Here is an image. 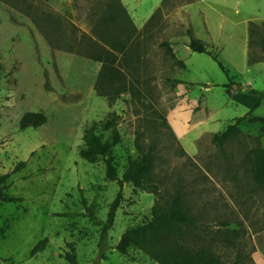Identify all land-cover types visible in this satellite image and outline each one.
<instances>
[{"label": "rangeland", "instance_id": "rangeland-1", "mask_svg": "<svg viewBox=\"0 0 264 264\" xmlns=\"http://www.w3.org/2000/svg\"><path fill=\"white\" fill-rule=\"evenodd\" d=\"M162 1L135 0L134 18H110L104 0L87 17L77 0H0V172L26 162L0 184L5 195L22 199L1 203L0 264H71L70 243L79 264H160L142 249L124 254L117 245L175 196L190 219L183 230L188 249H206L222 264H264V182L255 170L264 153L261 125L246 120L224 146L214 141L241 117H264V62L249 63V54L264 56V32H254L248 48L246 22L264 18V0H242L238 13L225 11L222 0ZM46 30L67 51L54 47ZM207 30L209 53L188 54L192 40L207 41ZM95 42L126 45L125 53L112 47L131 82L116 100L96 89L103 64L83 53L100 49ZM249 94L260 97L253 110L241 102ZM27 112H43L48 121L22 130ZM208 114L219 122H204ZM94 123L104 139L118 138L120 178L131 161L152 152L153 189L121 187L107 177L103 158H83ZM118 196L101 246L103 225L88 216L84 199L106 222ZM44 239L47 246L33 256Z\"/></svg>", "mask_w": 264, "mask_h": 264}, {"label": "trees", "instance_id": "trees-1", "mask_svg": "<svg viewBox=\"0 0 264 264\" xmlns=\"http://www.w3.org/2000/svg\"><path fill=\"white\" fill-rule=\"evenodd\" d=\"M106 7L109 11L108 14H112L110 18L115 15L125 13L128 17V12L122 5L120 0H104ZM165 0L163 1V3ZM260 26L257 22H250L249 26V48L256 41L253 38L254 32L258 31ZM51 44L61 50L67 49L64 46L56 44L53 41L51 34L46 30L43 31ZM100 49L95 52H83L87 57L92 58L98 62H102L103 66L96 84V89L101 96H108L112 100H116L122 93L131 91V82L128 81L126 74L120 70L123 67V63L120 59L118 61L115 58L114 50L125 53L126 45L118 42L117 44L109 46L110 49L103 47L95 42ZM264 47V40L260 42ZM191 49L195 52L209 53L208 48L195 40H192L189 44ZM125 49V50H124ZM82 53V54H83ZM217 58V57H216ZM264 61V56L253 57L249 54V63H256ZM221 64V63H220ZM224 68V66L221 64ZM0 69L2 65L0 64ZM248 120L250 123H259L261 125V131L264 135V117H241L236 120L234 124H230L223 133H218L214 137V141L219 146H224L225 143L231 139V137L241 130L239 126ZM48 121V117L43 112H27L24 114L20 121V128L25 130L27 128H38L44 125ZM84 141L86 148L82 151L83 158L96 161L98 158H103L106 164L107 177L112 181H117L121 187L126 183L133 184L136 188L140 189H153L150 173L153 167V154L151 151L146 153L142 158L133 160L129 163L123 176L120 178L117 167L115 165L114 149L118 144V138L104 139V137L98 132V124L94 123L90 128L85 131ZM138 148H141L140 140L137 141ZM26 166V162H20L16 169L9 174H1L0 172V184H5L12 174L21 170ZM257 181L264 182V153L258 155L255 163ZM22 199L19 197H13L5 195L0 189V206L2 202L11 203L18 202ZM120 196H118L112 203L108 219L106 222H101L97 219L96 214L88 206L86 199L84 204L86 206L88 216L97 224L103 225V233L101 237L100 245L103 246L108 239L109 232L113 228L116 214L120 206ZM190 219L187 212L184 210L182 204V198L179 196L173 197L172 201L168 204L158 203L152 209V217L147 221L129 227L122 235L117 249L126 254L131 247L142 249L149 256L160 264H222L214 253L206 250L199 249L197 251H191L188 249L185 243L183 230L189 225ZM48 239H44L38 243L32 250L34 256L38 252L45 249ZM72 247V252L66 254V259L71 264H79L75 253L73 243L69 244Z\"/></svg>", "mask_w": 264, "mask_h": 264}, {"label": "crops", "instance_id": "crops-1", "mask_svg": "<svg viewBox=\"0 0 264 264\" xmlns=\"http://www.w3.org/2000/svg\"><path fill=\"white\" fill-rule=\"evenodd\" d=\"M71 1V0H69ZM74 1V0H73ZM76 1V0H75ZM78 1V4H79V8H78V13H83V14H80V15H84V17H87L89 14L92 13V11L94 10V2L96 0H77ZM122 5L126 8L127 12L129 15H131L133 18H134V14L135 11H137V14H139V11L137 9V7L139 6V3L138 2H135V0H120ZM164 1V0H163ZM162 1V3H163ZM223 2V8L225 9V11H229V10H234L235 12H239V7L238 5L242 2V0H222ZM105 5V4H104ZM106 6V5H105ZM81 8V9H80ZM93 15L95 14L94 12L92 13ZM146 20V18H145ZM256 20L258 19H247L246 22L248 23V29H247V38H248V48H249V26H250V22L253 21V22H257ZM222 21H224V19H222ZM225 22V21H224ZM257 23H264V18H261L260 21H258ZM235 24V23H234ZM208 25V24H207ZM206 27V26H205ZM207 29V28H206ZM208 34L206 35L207 37V41H205L204 39H199V38H196L198 39L202 44H204L207 48L208 46L210 45L209 42H212V35L211 33L209 32V30H207ZM210 38V39H209ZM172 46V45H171ZM191 48V47H190ZM188 47V49L186 50L188 54L190 53H194L195 51H193L192 49H190ZM248 52H249V49H248ZM179 56V55H178ZM181 57V56H180ZM179 57V58H180ZM261 62H264V61H261ZM250 89V88H249ZM248 92H251V90H249ZM241 102L243 103H246L248 105L249 108H251L252 110L257 106L259 105L260 103V97L257 96V95H253V94H249L245 97H243V99L241 100ZM247 116V115H246ZM245 117V116H244ZM250 117H257V116H251ZM207 119L208 120H204V122L206 121V123L210 122L212 123L213 121H217L219 122V119L217 117H213V116H209V114L207 115ZM212 120V121H211ZM213 126V123L212 125ZM218 127V126H217ZM219 133V132H217Z\"/></svg>", "mask_w": 264, "mask_h": 264}]
</instances>
